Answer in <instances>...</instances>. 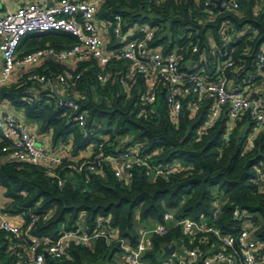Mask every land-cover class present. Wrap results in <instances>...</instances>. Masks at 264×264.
<instances>
[{
    "label": "trees",
    "instance_id": "16d2710c",
    "mask_svg": "<svg viewBox=\"0 0 264 264\" xmlns=\"http://www.w3.org/2000/svg\"><path fill=\"white\" fill-rule=\"evenodd\" d=\"M206 1L107 0L97 17L113 22L114 16H120L124 28L132 24L156 28L151 48L163 55L175 47L189 50L197 45L199 54L207 58L205 73L209 77L217 61L231 59L234 70L226 75L234 85L243 86L254 73L257 55L264 50V0H237L239 7L234 13L221 12L214 5L205 7ZM222 37L233 42L225 44ZM75 43L68 33L48 31L22 39L17 51L28 54L46 46L60 51ZM124 66L123 61L113 60L105 68L112 73L105 84L96 80L103 71L95 61L67 66L50 57L37 69L38 74L52 79L68 73L80 75L67 89L80 111L86 113L83 130L74 126L70 111L46 86L21 78L16 84L0 87V101L21 110L41 133H52L51 148L71 143V158L55 170L64 180L61 186L40 167L0 159L3 211L11 218L22 216L24 225L29 212H52L30 232L50 242L64 231L75 230L84 214L83 230L100 236L88 247L71 243L58 260L47 256L52 264H119L116 258L125 254L121 243L134 247L138 242L136 219L149 228V223H163L166 212L175 220L206 222L222 237L233 240L250 231L264 259V180L261 186L254 182L264 171V135L257 131L251 116L247 113L231 124L222 110L215 126L203 130L210 102L201 103L192 112L190 98H183L180 114L172 122L166 98L161 96L165 89L162 83L155 102L148 103L143 98L147 87L142 76H133L130 87L118 83L119 74H125ZM261 75L253 84L261 83L264 91V71ZM100 136L107 137L105 152L109 155L116 148H138L139 156L151 155V161L176 164L177 169L167 178L150 180L143 167L134 166L126 184L117 179L108 162L96 174H79L70 168L83 149L100 142ZM4 144L0 142V147ZM216 205L219 213L214 219ZM100 220L104 223L99 224ZM167 225L170 230L166 235L151 236V247L142 256L147 264H161L166 245L206 252L219 245L212 233L192 238L172 222ZM16 242L0 231V264H20L25 255L23 250L12 249Z\"/></svg>",
    "mask_w": 264,
    "mask_h": 264
},
{
    "label": "built area",
    "instance_id": "2783aa9c",
    "mask_svg": "<svg viewBox=\"0 0 264 264\" xmlns=\"http://www.w3.org/2000/svg\"><path fill=\"white\" fill-rule=\"evenodd\" d=\"M6 1V0H1ZM107 0H56L50 7L43 5L22 6L0 16V56L2 58V69L0 72V87L8 84H16L12 75L17 69H28L39 65L47 58H54L62 63H83L95 61L103 71L96 76L97 82L105 84L112 78L110 71L105 68L113 61H123L125 74H119L118 83L124 87H130L131 78L140 75L146 84V93L143 96L148 103L156 100V93L160 82L165 89L164 97L169 106L170 120L175 122L182 108V99L190 98L189 108L192 112L199 109L200 104L210 102L208 116L203 124V130L215 126L222 110L226 111L231 124L239 122L249 114L256 123L257 131L264 135V99L256 97L251 99V88L255 77L264 71V50L257 55L255 70L252 76L240 89H231L230 81L226 72L232 73L234 65L231 59L217 61L214 64L213 76L205 73L207 58L205 54H199L197 45L182 50L175 47L170 53L161 54L151 48L155 40L157 29L148 24H132L123 27L120 16H114L112 31L114 37L120 40V47L107 51L100 37L95 16L99 8ZM161 2L162 0H155ZM212 4L210 1L204 3L205 7ZM215 6V5H214ZM239 5L237 0H230L223 6V11L236 12ZM222 11V12H223ZM48 31H62L70 34L76 39V43L68 48L55 51L51 47L36 49L21 57L17 55V48L21 40L28 34L44 33ZM225 44L232 43L230 38L222 37ZM79 74H63L56 79L49 78L36 72H29L23 78L31 84L48 86L57 84L61 89L69 87L68 83L76 82ZM130 83V84H129ZM59 101V100H58ZM29 104V101H25ZM59 103L70 111L71 121L74 126L83 130L86 127V113L80 111L74 100ZM100 142L89 145L83 149L78 160L70 168L79 174L99 173L104 162H108L115 172L117 179L126 184L132 177L134 166L143 167L145 175L150 180L159 177L167 178L173 173L176 164H162L151 161V155L139 156L138 148L119 150L116 148L113 155L105 152L107 137L100 136ZM0 142H5L0 147V159L7 158L16 162L25 163L44 169L45 174L56 180L61 186L64 182L55 172L63 161L71 155V143L61 147L63 155L52 152L49 148L37 144L34 127L28 123L23 113L18 111L0 112ZM252 142H249V147ZM264 180V171H260L257 180L259 186ZM88 181H85L87 183ZM219 213V207L213 210L215 219ZM27 222L15 223L11 217L3 211L0 199V231L13 236L17 242L12 246L13 250H23L25 257L20 264H52L46 259H60L71 243L84 247L90 246L92 241L100 234H87L80 225L75 230L62 232L55 242L45 238L31 236L30 232L34 226L41 221H47L52 212L36 215L29 212ZM181 227L183 233L194 238L198 234L212 233L217 238L219 245L209 248L208 252L200 249H188L184 246L176 248L166 245L165 249L174 247V252L166 256L161 264H264L260 256L261 246L251 236L250 231L243 232L237 240L230 237H222L215 229L209 227L206 222L196 223L190 219L175 220L169 212L164 213L163 223L152 224L155 229H138V242L130 247L125 242L121 243L124 250L122 264H147L143 261V254L151 247L152 235L164 236L170 228ZM104 223L103 220L99 224ZM112 238L111 235L108 237ZM45 254L47 256H45Z\"/></svg>",
    "mask_w": 264,
    "mask_h": 264
},
{
    "label": "crops",
    "instance_id": "0c3cea01",
    "mask_svg": "<svg viewBox=\"0 0 264 264\" xmlns=\"http://www.w3.org/2000/svg\"><path fill=\"white\" fill-rule=\"evenodd\" d=\"M56 0H6V1H1L0 0V3H1V7H0V16H3L4 14H6L7 12L9 11H13L19 7H22V6H29V5H43L45 7H50ZM75 1H88V0H75ZM227 3V0H222L221 1V7L223 8V6H225V4ZM99 11V10H98ZM222 12V11H221ZM95 23H96V27H97V30H98V33L100 35V37L102 38L103 40V44H104V47L107 51H113L117 48L120 47L121 43H120V40L116 37H114L113 35V31H112V26H113V22H109V21H106V20H101L97 17V14L95 16ZM34 34V33H33ZM33 34H28L26 35L23 39L33 35ZM46 47H51V46H46ZM44 47V48H46ZM36 49H41V48H35ZM159 51V50H157ZM33 52V51H32ZM160 52V51H159ZM23 53L21 52H18L17 51V55L20 56L22 55ZM25 55V54H23ZM45 60H43L39 65L35 66V67H32V68H28V69H17L13 75H12V80L14 81H19L21 78H23L27 73L29 72H36L37 69H39L42 64L44 63ZM62 63V62H60ZM67 66H71L73 64L71 63H63ZM2 58L0 56V72H1V69H2ZM37 73V72H36ZM262 74V73H261ZM261 74H258L256 77H258L259 75ZM262 76V75H261ZM255 77V79H256ZM56 79V78H54ZM45 86V85H44ZM43 87V86H42ZM50 91H51V94L52 91H56L57 94H59L61 97H65V98H71L69 95H68V89H61L59 86H57V84H52L51 86V89L46 86ZM243 86H236L233 84V82H230V88L231 89H240L242 88ZM44 88V87H43ZM251 93L252 94H255L256 97L258 98H261V99H264V91H263V87L261 85V83H254L252 88H251ZM251 94V95H252ZM54 95V94H53ZM59 101H61L59 99L58 96L54 95ZM18 111V112H22L21 110H17L15 109L9 102L7 101H0V112H10V111ZM23 113V112H22ZM24 115V114H23ZM27 121V120H26ZM28 122V121H27ZM30 123V122H28ZM33 127H34V134H35V137H36V141H37V144L40 145V146H44V147H47L49 148L52 152L54 153H58V154H61V146H56L55 148H51V136H52V133L49 131L47 133H41L39 131V126L37 124H33V123H30ZM67 143H70V141H68ZM65 143V144H67ZM64 144V145H65ZM63 157H65L63 155ZM71 158V157H69ZM2 197H3V192L1 191L0 189V199L2 200ZM15 223H19L21 224L22 223V218L21 217H12L11 218ZM83 220H84V217L81 218L80 222H79V225L80 227H83ZM136 222L138 223L137 219H136ZM139 224V223H138ZM153 223H149V226L152 225ZM139 227L137 229H140V228H144L143 225L139 224L138 225ZM126 244H128L127 242H125ZM123 259H124V256L120 258V263L119 264H122L123 262ZM163 261V260H162Z\"/></svg>",
    "mask_w": 264,
    "mask_h": 264
},
{
    "label": "water",
    "instance_id": "95a60500",
    "mask_svg": "<svg viewBox=\"0 0 264 264\" xmlns=\"http://www.w3.org/2000/svg\"><path fill=\"white\" fill-rule=\"evenodd\" d=\"M209 1L212 4H214L219 11H223V8L221 7V1L222 0H209ZM52 93L54 95L58 96L62 103L73 100L72 98L61 97L59 94H57L56 91H52ZM161 96H162V98L164 97V92L161 93ZM255 98H256V95L252 94L251 95V99H255ZM151 229L152 230L155 229V225H151ZM173 252H174V247H171L170 249H165L164 252H163L162 257L164 258L166 256H170V255L173 254ZM45 256H47V255L45 254Z\"/></svg>",
    "mask_w": 264,
    "mask_h": 264
},
{
    "label": "rangeland",
    "instance_id": "374dc122",
    "mask_svg": "<svg viewBox=\"0 0 264 264\" xmlns=\"http://www.w3.org/2000/svg\"><path fill=\"white\" fill-rule=\"evenodd\" d=\"M0 7H1V3H0ZM83 217H84V214H81V218H83ZM135 224H136V228H138L139 224L136 221H135ZM116 260H117V263H120V258L119 257H117Z\"/></svg>",
    "mask_w": 264,
    "mask_h": 264
}]
</instances>
